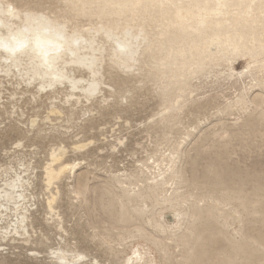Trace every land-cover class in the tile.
Returning <instances> with one entry per match:
<instances>
[{
  "label": "rangeland",
  "instance_id": "1",
  "mask_svg": "<svg viewBox=\"0 0 264 264\" xmlns=\"http://www.w3.org/2000/svg\"><path fill=\"white\" fill-rule=\"evenodd\" d=\"M27 3L77 23L70 10H60V0ZM78 20L84 25L88 18ZM244 63L238 59L231 72L223 66L200 82L193 79L194 92L170 111L180 112L175 120L165 115L169 110L158 111L162 90L149 91L145 81L128 82L122 97L123 86L105 74L109 87L97 97L86 100L76 91L67 101L68 82L39 93V79L27 84L21 76L0 74V185L14 169L21 171L19 163L30 165L23 176L30 177L26 193L33 207L27 233L0 241V264H57L45 250L59 245L84 252L83 264H119L136 246L141 252L134 264H264V219L253 215L244 222V211L242 221L229 222L235 215L223 206L239 211L244 197L264 193L263 79L243 71ZM103 93L112 94L106 103ZM53 105L62 113H49ZM79 139L93 141L73 148ZM60 142L65 159L77 163L51 188L59 192L55 212L64 231L45 220L42 181L49 150ZM150 196L156 205L139 200ZM121 216L126 228H111Z\"/></svg>",
  "mask_w": 264,
  "mask_h": 264
},
{
  "label": "bare ground",
  "instance_id": "2",
  "mask_svg": "<svg viewBox=\"0 0 264 264\" xmlns=\"http://www.w3.org/2000/svg\"><path fill=\"white\" fill-rule=\"evenodd\" d=\"M60 1L64 3L60 10H70L77 23H72L70 18L62 14L63 20L45 9L28 7L27 0H0V21H3L0 25V38L6 39L10 35L20 34L31 36L45 27L64 26L66 36L72 37L76 34L79 40L78 45L72 44L70 51L65 52L56 61L52 70L43 64L40 54L31 49L15 58H10L7 53L0 50L1 75L21 76L27 84L39 79L37 89L39 93L56 84L68 82L72 91L67 101L76 95V91L86 100L97 97L104 90L105 74H109L112 82L123 86L119 91L122 97L123 92L129 91L126 87L128 82L137 84L145 81L149 84V91L162 90L158 111L169 110L165 115L171 120L177 119L180 112L170 113V111L180 107L189 98L194 92L192 86L220 67H229L231 72L234 68L232 64L238 59L245 61L243 71H248L252 77L255 75L263 79L262 88H264V0ZM8 5H12L15 9L13 15L7 14ZM80 17L88 18L87 23L79 25ZM75 71L79 74L76 75ZM55 72L62 73L63 78L53 79ZM193 79H197L198 82L193 83ZM215 84L219 85V83ZM208 91L210 89L206 92ZM111 95L103 93L102 103H106ZM78 100L80 101L79 97ZM261 103L264 104V99ZM13 108H16L15 105ZM87 111L89 112L88 109L84 112ZM49 113L57 114L62 111L53 105L49 108ZM92 141L82 142L79 139L74 143L73 148L83 149ZM118 141L122 142L121 139ZM20 145V141L16 143V146ZM66 152L67 148L61 142L49 150L43 166L42 179L44 189L48 191L44 202L45 220H51V225L60 231L65 229L62 217L55 212L59 192H52L51 188L77 166V163L65 159ZM18 166L21 167V171L11 165L5 167L6 173L14 169L15 175L6 176L3 184L0 185V222H5L0 223L1 242L12 234L23 236L29 227L27 221L30 218L29 207L32 206L29 204L31 195L26 192L30 177L23 176V173L30 171V165L21 162ZM147 198L142 197L139 200H143L141 203L144 206L156 205V197ZM205 200L200 201L205 202ZM223 206L226 211H231L235 215L233 217L229 215V222L234 217L239 222L242 221L241 215L244 211L248 214L244 222H252L253 215H259L264 219V193L254 197H244L239 205L241 208L239 211L236 209L238 206L235 209L229 204ZM119 220V223H111L110 227L123 231L128 219L121 216ZM30 223L32 225V222ZM154 225L162 227L157 221ZM11 239L16 240L14 237ZM22 239L28 240V238ZM242 242L240 244L244 245L246 241ZM235 243L238 245L237 242ZM240 246L239 249L242 248ZM4 249L3 244L0 243V250ZM47 249L46 253L57 264H83L86 261L87 255L76 247L59 245ZM140 252L137 246L134 247L126 253L119 264H134L138 261ZM35 254L37 256L39 252ZM151 259L152 262L156 261L155 256Z\"/></svg>",
  "mask_w": 264,
  "mask_h": 264
},
{
  "label": "snow or ice",
  "instance_id": "3",
  "mask_svg": "<svg viewBox=\"0 0 264 264\" xmlns=\"http://www.w3.org/2000/svg\"><path fill=\"white\" fill-rule=\"evenodd\" d=\"M15 9L8 5L7 14L13 15ZM3 21H0V25ZM64 26L57 28L45 27L42 31H37L31 36L10 35L8 38H0V50H3L10 58L25 54L29 49L38 52L43 59V64L49 70L53 69L56 61L65 53L70 51L72 44H79L76 34L72 37L66 36ZM55 36V39H53ZM119 47V45H118ZM74 56L75 53L73 52ZM63 78L62 73L55 72L53 79L60 80Z\"/></svg>",
  "mask_w": 264,
  "mask_h": 264
}]
</instances>
